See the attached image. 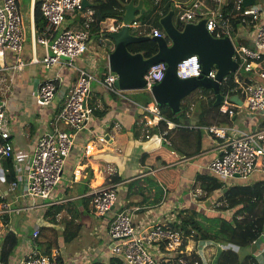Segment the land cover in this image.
<instances>
[{"label": "crops", "instance_id": "crops-1", "mask_svg": "<svg viewBox=\"0 0 264 264\" xmlns=\"http://www.w3.org/2000/svg\"><path fill=\"white\" fill-rule=\"evenodd\" d=\"M35 1L38 0H27L26 3L18 0L23 32L25 24L28 29V40L24 43V33L23 48L19 54L26 64L18 73L0 70L7 73L6 77L4 73L0 74V100L5 103L9 118V139L15 154V168L28 160L42 132L54 127L68 129L60 120H55V115L61 109L77 75L71 68L29 61L32 55L39 58L45 52V46L35 40L38 33L34 23ZM88 1L92 5L87 7L92 8L94 0ZM137 1L134 0V3ZM171 1L173 7L178 8L176 11L180 9L177 4L185 7L196 1L198 11L210 4L207 0ZM148 6L142 0L143 9ZM83 11H77L74 17L67 16L64 25L78 29ZM73 18H79V22H73ZM89 35L88 48L75 59V63L87 66L94 60L99 70L107 71L108 53L114 44L104 43L95 28H91ZM9 61L13 59L9 57ZM55 75L56 90L51 101L39 105L35 100L39 84ZM92 82L89 102L97 110H93L85 128L76 132L74 145L65 159L61 180L47 198L36 199L35 206L4 216V233L10 235L12 243L9 251L0 255V264L19 263L31 249V233L35 227L39 228L36 237L38 249L41 252L56 249L64 264H110L115 258L109 251L110 239L107 235L112 214L98 216L93 213L91 205L92 190L98 186H115L117 202L113 210L131 212L136 225L178 221V217H182L184 220L194 218L202 225L214 226L212 228L216 229L220 220L230 219L236 208L238 219L249 213L248 207L240 208V202L233 206L227 205V199L220 195L232 185H252L259 181L264 185V173L253 172L246 179H222L213 174L207 164L220 152L222 142L212 133L206 132L204 127L223 126L231 135L236 134L234 128L262 129L264 114L245 113L241 105L234 108L231 116L218 108L201 110L208 107L209 95L197 96L198 102L190 103L187 117L181 119L182 124L167 129L165 137L169 142H166L160 134V128L164 129L165 125L151 123L146 131L144 121L150 120V115L142 110L143 104L123 91L125 89L120 94H114L96 81ZM101 111L104 113L98 114ZM100 132L104 134L105 140L96 137ZM5 174L6 167L2 162V186L7 185ZM214 178L221 181L222 186L207 190L215 182ZM3 192L6 193V200L12 204L20 206L29 202V198L21 196L17 190L4 189ZM240 196L237 193V197ZM257 206H261L259 201ZM5 234L0 238V248L4 244ZM207 240L210 242L202 247V256L207 264H216L220 249L229 248L239 258L254 250L251 245L240 247L235 243L217 242L210 238L199 242L187 237L184 241L187 242V254L189 249L197 251Z\"/></svg>", "mask_w": 264, "mask_h": 264}, {"label": "built area", "instance_id": "built-area-1", "mask_svg": "<svg viewBox=\"0 0 264 264\" xmlns=\"http://www.w3.org/2000/svg\"><path fill=\"white\" fill-rule=\"evenodd\" d=\"M82 0H40L39 9L44 18V24L35 40L45 46L41 57L32 55L30 62H39L45 66L57 65L71 68L76 72V79L64 98L61 109L56 113L55 120L68 127L67 130L54 127L52 130L42 132L36 139L28 160L20 167H14V150L9 139L10 128L5 112V103L0 100V164L4 160L10 161L14 168V178L7 182L6 190H17L21 196L29 198L28 203L15 205L6 200V193H0V238L5 234L4 216L27 210L37 203L36 199H45L49 196L55 185L61 180L62 169L68 156L77 131L85 128L93 115L94 107L90 104L91 82L97 80L108 92L120 94L121 90L115 84L117 78L114 72L107 67L103 76L95 75V61L87 66L75 63L88 48L89 33L94 21V10L89 7L80 9ZM206 1V0H204ZM203 1V2H204ZM210 4L204 10L196 9L198 3L193 1L185 7L177 4L180 9L176 21L181 26L187 21H197L204 18L206 30L214 37L228 35L233 44L232 58L238 62L233 72L236 83L234 89L222 91L223 99L218 104V110L228 116L233 114L236 106H243L245 113L264 114V6L256 2L243 4V0H231L228 11L223 6L228 0H207ZM203 3H201L202 5ZM84 10L80 17L81 24L78 29L65 26L67 16H73L75 11ZM236 19V26L231 19ZM138 18L128 23L130 31L134 34L164 35L157 27L141 33L138 29ZM23 19L19 9L18 0H0V70L19 72L26 62L19 54L23 48L24 32ZM102 36L104 32L118 30L122 25L120 17H106L98 22ZM247 26V28H246ZM241 38L236 43L232 37ZM245 38L250 41L245 43ZM66 56L67 58H62ZM9 57L13 61H9ZM166 64L158 61L145 70L142 77L144 84L142 90L150 94V98L143 104L142 110L150 115V120L144 121L147 131L149 124L165 122V128H160L163 140L167 129L181 124L166 119L160 112V106L151 95V87L161 80ZM242 68L246 75L237 72ZM91 69V70H90ZM201 72L200 62L196 54L180 59L176 65L179 77L198 76ZM215 68L211 67L208 77H214ZM13 75V73H11ZM227 75V74H226ZM223 77L221 83L225 80ZM57 76L43 80L35 93V100L39 105L48 104L56 90ZM198 88L194 91H200ZM235 90V92H233ZM213 94V93H212ZM237 94L241 103L237 104L230 99ZM197 96H201L197 93ZM206 132L212 133L222 142L220 152L207 164L208 170L222 179L239 177L246 179L253 172L264 173V128L244 130L234 128L236 134H228L223 126L205 125ZM147 136V135H146ZM98 138L105 140L104 134H97ZM117 202L115 186H98L92 190V211L98 216L112 215L107 225V235L110 239L109 251L112 256L124 264H207L202 256V247L210 240L204 241L196 250L189 249L186 244L182 246L183 234L174 226L175 221H155L149 225H136L132 221L131 212L127 210L114 211ZM39 228L35 227L31 233V249L20 259L18 264H64L56 249L41 252L36 243ZM254 244V258L258 263L264 261V223L259 234L252 239ZM160 246L162 249L160 250ZM188 258V260H187Z\"/></svg>", "mask_w": 264, "mask_h": 264}, {"label": "water", "instance_id": "water-1", "mask_svg": "<svg viewBox=\"0 0 264 264\" xmlns=\"http://www.w3.org/2000/svg\"><path fill=\"white\" fill-rule=\"evenodd\" d=\"M254 0H243V4ZM92 5L88 0H82L80 9ZM142 0L134 3L128 0L123 3V13L120 15L122 25L118 30L109 32L113 39V49L108 53V69L117 76L115 84L120 89H140L144 84L143 73L150 65L164 61V75L151 87V95L158 105H167L173 113L180 110L183 97L198 88L210 89L213 93V105H218L223 99L221 81L230 71H235L238 62L232 58L233 44L228 35L212 36L205 28L204 18L197 21H187L178 28L172 19L173 5L159 18L164 35L134 34L128 23L143 12ZM147 39L155 41L157 49L150 56L144 57L141 52H131L127 45ZM250 41H245L249 44ZM191 54H196L200 62L201 72L198 76L179 77L176 73L177 62ZM67 58L66 56H61ZM215 68L214 77H208L210 68ZM230 99L241 103L237 94ZM188 122V121H186ZM251 244V249H254ZM254 250H252L253 252Z\"/></svg>", "mask_w": 264, "mask_h": 264}, {"label": "trees", "instance_id": "trees-1", "mask_svg": "<svg viewBox=\"0 0 264 264\" xmlns=\"http://www.w3.org/2000/svg\"><path fill=\"white\" fill-rule=\"evenodd\" d=\"M124 1H128V0H94V6H92V9L94 10L93 13L94 21L92 23V29L95 28L98 30L97 28L98 22L104 19L105 17H113V16L120 17V15L123 13ZM39 3L40 0L35 1L34 3V23H35L36 31H39L44 24L43 22L44 18L41 15L39 9ZM143 3H147L149 4V6L140 14L139 16L140 19L141 18L144 19L147 15H149L148 13L155 14L156 9L160 10L159 15L157 16L158 24H154L153 26L149 27V29L152 27H157L161 32H163L162 26L159 23V18L171 8L172 1L143 0ZM230 5H231V0H228L227 3L223 6L224 11H228ZM176 12L177 11H175L173 7V16H175V19L173 18L172 19L174 24L178 28H180L181 24L179 23V21H176V15H177ZM76 13L77 11H75V14ZM231 21L234 26L237 25L235 18L231 19ZM73 22H79V18L78 19L73 18ZM108 33L109 32H104L101 36L104 39V43L113 42V39L108 35ZM238 41H242V39L238 38ZM245 41H247L246 38ZM127 48L131 52H137V51L141 52L144 57H147L156 51L157 46L154 40L147 39L140 42L130 43L127 45ZM103 71H105L103 75L106 74L107 72L106 69H104ZM235 86L236 83L233 80V72L230 71L226 75L225 80L221 83V90L225 91V89L228 88L234 89ZM233 92H235V90H233ZM197 93H200L201 95H207V94L209 95V98L207 100L208 107L206 109H201V110H212V108H218V105H213L214 96L210 89L202 88L200 91H197L196 94ZM188 95L182 98L180 104V110L178 112L173 113L167 105H164L159 107L161 114L166 119H169L174 123L182 124L181 121L183 120L181 119H185L187 117V111L190 110V103L192 102L191 98ZM95 110L97 109H94V111ZM102 113L104 112L101 111L98 114H102ZM161 124L165 125V122L163 120H160L158 126H161ZM3 164L6 167L5 177L7 182H9L11 179L14 178V168L10 161L4 160ZM214 179L215 182L209 188H206L207 190H213L215 188H218L219 186H222L221 181L217 180L216 178ZM237 193H239L242 196L238 198ZM222 195L225 197V200L227 199V205L233 206L240 202L242 204L240 208L248 207L249 213L244 215L241 219H238L236 218V215L238 213V210L236 208L235 212L233 213L230 219L220 220L218 227L216 229L212 228L214 226H204L200 223L199 220H196L194 218H186L184 220V218L178 217V221L174 222V226L180 229L183 234L182 246H184L185 244L184 241L186 240L187 237H191L199 242L208 238L215 240L217 242L228 241L229 243L231 244L235 243L240 247H248L249 245L252 244V239H254L259 234L264 223V185H262L261 181L254 183L252 185L249 184L237 185V186L232 185L229 186L222 193ZM258 201L261 203V206L260 208L256 209L255 206L257 205ZM9 237L10 235L8 236V234L6 233L5 238L3 240L4 244L0 248V255L2 253L6 254L10 249L12 242L10 241ZM110 264H122V263L118 258L115 257L111 260ZM189 264L192 263L189 262ZM216 264H259V263L254 258L252 252H247L242 258H239L236 252H234L229 248H224V249H220L217 256ZM262 264H264V261Z\"/></svg>", "mask_w": 264, "mask_h": 264}, {"label": "rangeland", "instance_id": "rangeland-1", "mask_svg": "<svg viewBox=\"0 0 264 264\" xmlns=\"http://www.w3.org/2000/svg\"><path fill=\"white\" fill-rule=\"evenodd\" d=\"M26 1L27 0H22L23 3H26ZM254 2H256L257 4H259L260 6H264V0H254ZM177 9L178 8H176V6H175L174 10L176 11ZM159 13H160V10L156 9V13L155 14L148 13L149 15H147L144 19H142V18L140 19V17H139L140 15H139L138 16V19H139L138 20V23H139L138 29H139V31L141 33L147 32L148 29H149V27L153 26L154 24H158V18H157V16L159 15ZM172 18L175 19V16H172ZM43 22H44V19H43ZM246 28H247V26H246ZM24 33H25V41H24V43H25L28 40V29H27V25L26 24H25V28H24ZM38 33H39V31H38ZM232 37H233V39L235 40L236 43H239V41L236 39V36L234 34H232ZM94 65L96 66V68H95V75L97 77H100V75H103V73L105 71L99 70L97 63H95ZM237 72H240L241 76L246 75V73L243 72L242 68H239L237 70ZM3 73H4V76L6 77L7 76V73L0 72V74H3ZM95 81L98 83L97 80H93L92 83H94ZM123 91H125V93H127L128 96H130L131 98L137 100V102L139 104H145L149 99H151L150 98V94L147 91L142 90V89H125ZM188 96L191 98L192 102H194V103H197L198 102V97H197L196 91L191 92ZM8 122H9V118H8ZM2 185L3 184H0V193L4 189H6V186L5 185L2 186ZM220 196L222 197V194ZM258 208H260V207H256V209H258ZM254 209H255V207H254ZM89 236H93V235H89ZM223 247H225V246L223 245ZM253 256H254V254H253Z\"/></svg>", "mask_w": 264, "mask_h": 264}]
</instances>
